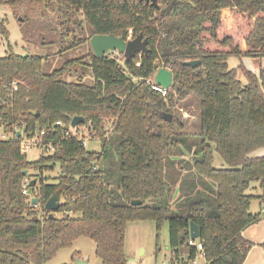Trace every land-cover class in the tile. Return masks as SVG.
I'll return each instance as SVG.
<instances>
[{"label":"trees","instance_id":"trees-1","mask_svg":"<svg viewBox=\"0 0 264 264\" xmlns=\"http://www.w3.org/2000/svg\"><path fill=\"white\" fill-rule=\"evenodd\" d=\"M155 1L0 0L24 23L54 15L60 43L72 35L60 52L93 35L127 40L141 34L148 42V52L129 61L115 53L98 58L89 43L87 53L47 69L44 55H18L7 45L0 90L12 82L19 89L13 100L0 102L1 129L40 128L54 152L29 161L18 139L0 140V264H46L80 237L94 242L101 264H127L125 232L134 221L154 222L157 239L167 223L178 264L196 255L188 244L190 222L201 229L204 264L245 260L252 243L241 233L260 220L250 205L263 198L247 190L253 182L264 188V155H251L264 147V66L256 75L242 63L229 68L228 59L264 58V0ZM83 25L88 37L78 38L74 28L83 31ZM0 36H9L1 18ZM160 67L172 72L165 95L146 83ZM189 96L199 102V130L192 134L173 116L177 100ZM73 116L87 120L100 152L64 135ZM184 161L206 181L205 191L186 186ZM57 168L55 181H47L44 174ZM25 177L39 180L29 195L22 194ZM57 190L59 209L50 217L44 204ZM75 260H82L77 252L64 264Z\"/></svg>","mask_w":264,"mask_h":264},{"label":"rangeland","instance_id":"rangeland-1","mask_svg":"<svg viewBox=\"0 0 264 264\" xmlns=\"http://www.w3.org/2000/svg\"><path fill=\"white\" fill-rule=\"evenodd\" d=\"M0 18L5 20L6 27L9 31L8 40L0 36V57H4L7 54V45L10 44L11 49L18 55L36 54L44 55L46 57L45 68H53L58 66L64 61L65 58L77 57L81 54L89 51V42H84L82 45L76 48L62 51L61 47L66 42L72 39V35L69 34L64 39V43H60L61 31L56 22L54 15L49 16L47 19H31L29 22H21L16 19L12 11L7 6H0ZM56 31V35L49 34L48 31ZM76 36L78 38L88 37V33L85 25H83V31L78 27L74 28ZM49 40H53L50 42ZM49 41V42H48ZM46 43H51L50 46ZM60 52V53H59ZM62 53V54H61ZM259 57H231L228 59L229 68H237L239 64L252 71L256 69L259 72ZM253 72V71H252ZM254 73V72H253ZM256 74V73H255ZM258 75V74H256ZM77 77L73 75H65L64 79L67 81L75 80ZM237 78L241 81H245L241 72H238ZM85 80L90 82V76H86ZM173 116L177 117L183 126V132L192 134L199 130V102L194 96H189L184 101H178L175 103L173 109ZM1 130V126H0ZM86 150L90 152H100L101 141L90 140L86 144ZM26 158L29 161H35L38 159V152L31 150L27 153ZM180 157H173L174 160H178ZM188 159V156H185ZM188 161H184L185 174H186V186H194L199 184V189L205 191L203 183L206 181L199 177L196 173L189 169L187 165ZM218 164V162H216ZM180 166V164H177ZM169 169V168H168ZM58 168L54 172H46L44 177L49 182L55 181L53 178L58 175ZM168 172V170H167ZM169 180V179H168ZM39 185V180L37 186ZM264 189V188H263ZM248 194L252 195H264V190L259 188V185L255 182L251 183L250 188L247 190ZM178 193L177 195H179ZM196 198V197H195ZM259 205H263V200L257 197L251 201V209L259 211ZM250 209V210H251ZM157 228L152 221H134L129 222L126 226L125 232V255L127 264H173L172 253L169 249V232L168 224L164 223L163 227L159 231V237L157 239ZM158 242V244H156ZM158 245V250L156 246ZM79 253L82 258L81 261L84 264H101L100 260L95 255V244L92 240L86 237L78 238L70 248L59 250L56 255L48 261L46 264H64L71 261L73 253ZM202 259H198L197 264H201Z\"/></svg>","mask_w":264,"mask_h":264},{"label":"water","instance_id":"water-1","mask_svg":"<svg viewBox=\"0 0 264 264\" xmlns=\"http://www.w3.org/2000/svg\"><path fill=\"white\" fill-rule=\"evenodd\" d=\"M146 2L151 1L153 5H156L155 0H145ZM90 46L96 57L100 58L108 52H116L117 54L124 57L125 61H129L134 58L137 54L147 53V39H143L142 35H138L135 38L124 40L122 37H117L113 34L108 35H93L89 40ZM199 61L187 62L188 66H196ZM154 83L164 89H169L172 85V72L170 69L160 67L154 75ZM163 118L167 121L171 120L170 114H164ZM88 122L84 117L73 116L70 121L71 128H75L78 125H86ZM19 134H17L18 136ZM27 172L24 171L25 175ZM36 184V179H32L29 183V187L32 188ZM60 193L57 190L44 204V209L50 212V217L53 213L59 209ZM39 203L38 198H31L30 204L36 205ZM132 205L140 204V201L131 202ZM201 235V229L198 225L193 222L189 223V237L192 240L199 239ZM74 264H84L81 260H75Z\"/></svg>","mask_w":264,"mask_h":264},{"label":"built area","instance_id":"built-area-1","mask_svg":"<svg viewBox=\"0 0 264 264\" xmlns=\"http://www.w3.org/2000/svg\"><path fill=\"white\" fill-rule=\"evenodd\" d=\"M130 38L131 37L129 36L128 39ZM108 53L117 54L116 52H108ZM157 70L155 71V73L157 72ZM155 73L153 74L152 78L146 80V83L150 84L151 88L154 91L165 95L168 89H164L154 83ZM18 89H19V85L17 82H12L7 85H2L1 90H0V102L4 103L7 100H13L15 93L18 91ZM54 124L55 126H64L63 123L60 121H55ZM17 134L19 135L17 136ZM64 135L66 137H68L69 135L75 136L76 139L81 142L83 147H86L87 142L90 140L100 141V138L97 137L95 131L90 130V128H88L87 125H84V126L78 125L75 128H71L69 124L68 130L65 132ZM12 138L18 139L19 150H20V153L23 155H27V153L30 152L31 150H36L38 152V158H39L43 154L48 155L54 152L53 145L51 144L50 141H46L42 130L40 131V128L35 130L34 132H29V133H26L24 129L20 128L18 125L13 126L12 130L7 133L4 132L2 129L0 130V140H8ZM31 180L32 179H30L29 177H25L24 182H23L22 194L24 195L30 194L29 183ZM188 244L190 247L195 248L196 255H195L194 260L187 264H197L198 259L200 258L204 259V253L202 251V244L201 242L198 241V239H195V240L189 239ZM172 263L178 264V260L175 258L173 259Z\"/></svg>","mask_w":264,"mask_h":264},{"label":"crops","instance_id":"crops-1","mask_svg":"<svg viewBox=\"0 0 264 264\" xmlns=\"http://www.w3.org/2000/svg\"><path fill=\"white\" fill-rule=\"evenodd\" d=\"M260 61L263 63H259V72L260 69L264 66V58H261ZM252 71L256 74H259V72L256 69H253ZM251 155L252 156L264 155V147L256 150ZM262 196L263 198L261 200H263V205L262 206L259 205V211L252 210L250 205V209H251L250 212L254 214L261 213L260 220L255 224L244 229L241 233V236L245 240L252 243V246L248 250L245 260L243 261L242 264H264V249L261 246V244L264 242V195ZM202 260L203 262L201 264H204V259Z\"/></svg>","mask_w":264,"mask_h":264}]
</instances>
